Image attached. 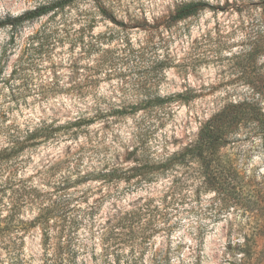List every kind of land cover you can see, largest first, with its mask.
Instances as JSON below:
<instances>
[{
    "label": "rangeland",
    "instance_id": "rangeland-1",
    "mask_svg": "<svg viewBox=\"0 0 264 264\" xmlns=\"http://www.w3.org/2000/svg\"><path fill=\"white\" fill-rule=\"evenodd\" d=\"M42 1L0 0V16ZM190 3L196 13L176 19ZM51 15L18 29L0 62V151L43 123L93 116L97 105L146 94L189 100L99 120L0 163L3 218L16 205L14 223L30 224L53 203L61 216L50 233L36 225L2 239L0 264H244V197L218 212L215 193L200 191L186 167L146 181L98 177L136 161L158 165L210 119L236 117L222 153L243 176L262 179L264 0H77L55 19L58 42L30 48ZM11 35L0 29V56Z\"/></svg>",
    "mask_w": 264,
    "mask_h": 264
},
{
    "label": "trees",
    "instance_id": "trees-1",
    "mask_svg": "<svg viewBox=\"0 0 264 264\" xmlns=\"http://www.w3.org/2000/svg\"><path fill=\"white\" fill-rule=\"evenodd\" d=\"M77 0H44L35 9L26 11L20 15L0 16V29L10 28L12 35L9 42L4 46L0 56V62L7 54V50L11 42L15 40L17 31L25 23L40 20L46 16H50L49 21L43 25L34 35L29 38L30 48L43 46L45 41L58 42L57 35L60 26L55 20L56 17L67 6L73 4ZM197 5L194 3L186 4L177 14L176 19H185L196 13ZM53 21H56L53 23ZM35 44H38L37 47ZM3 66L0 63V72ZM87 92H80L79 98L85 97ZM185 98L186 94L179 93L175 96L161 97L146 94V99L141 103L120 105L110 109L96 106V113L93 116H80L73 122L66 125L55 126L54 122L47 125L43 123L41 126L28 133L27 137H16L10 139L8 146L0 151V163L14 158L22 153L26 148L41 145L51 140H60L67 136L73 138L81 133L83 126L96 123L109 117H126L129 115H137L143 113L144 117L150 115L156 108L164 106L175 100ZM184 100V99H181ZM264 117V116H263ZM238 124L237 118H212L201 127L197 140L185 147L182 151H178L173 155L163 159L158 165L152 164L151 161L141 163L136 161V166L129 169L113 167L105 173H100V177L105 181L126 180L129 181L136 177L142 180H150L157 172H166L177 167H186L193 170L196 178L199 180V189L203 192H214L216 200L219 202L216 210L221 212L243 201L244 197V217L247 222L244 226V244H242V252L244 253V264H264V175L261 180L244 176L235 167L232 161L227 159L222 153V149L226 146L229 136L234 126ZM259 125L264 127V118L259 119ZM152 164V165H151ZM0 169L3 167L0 164ZM1 191V190H0ZM68 207V206H67ZM20 208L12 205L10 212L11 217H2L0 211V241L5 239L11 233H18L23 229L39 225L44 233H50L52 230L51 223L61 217L57 213L56 205H41L40 212L30 224L19 221L14 223V218L19 214Z\"/></svg>",
    "mask_w": 264,
    "mask_h": 264
}]
</instances>
